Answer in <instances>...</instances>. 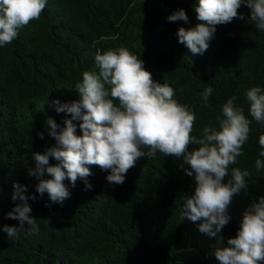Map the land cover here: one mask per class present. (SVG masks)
<instances>
[{
    "label": "trees",
    "instance_id": "16d2710c",
    "mask_svg": "<svg viewBox=\"0 0 264 264\" xmlns=\"http://www.w3.org/2000/svg\"><path fill=\"white\" fill-rule=\"evenodd\" d=\"M197 3L47 0L40 18L22 28L11 44L0 47V264H219L214 256L216 239L201 234L181 215L184 200L195 187L194 178L179 167L182 158L162 153L140 158L122 185L109 184L107 171L90 166L92 188L85 190L80 179L73 187L65 179L70 197L63 203L51 202L47 193L40 197L38 181L27 173L35 166L31 154L55 144L47 132V118L61 127L70 118L49 102L79 99L75 85L85 71H98L97 50L125 47L142 59L153 79L171 86L173 98L195 112L194 136L199 137L205 126L219 128L222 105L232 97L252 119L245 94L251 87L264 89V31L248 21L250 9L241 5L238 14L245 19L238 15L217 25L207 51L193 56L176 33L198 23ZM181 8L189 22L168 21ZM209 86L210 106L204 107L199 94ZM250 128L243 154L230 165L224 180L231 177L232 168L251 173L247 194L236 195L229 207L232 219L221 233L225 243L237 235L243 212L264 196V169L258 173L255 166L264 126L252 120ZM77 134H82L79 127ZM50 163L58 162L50 158ZM15 183L26 185L29 197H37L28 203L39 231L22 232L19 239L2 231L4 225L19 226L18 220L7 218L19 202L12 199Z\"/></svg>",
    "mask_w": 264,
    "mask_h": 264
},
{
    "label": "clouds",
    "instance_id": "9594fccd",
    "mask_svg": "<svg viewBox=\"0 0 264 264\" xmlns=\"http://www.w3.org/2000/svg\"><path fill=\"white\" fill-rule=\"evenodd\" d=\"M46 3L47 0H0V47L11 44L22 28L38 20ZM241 5L250 9L248 21L264 31V0H198L194 5L198 23L178 29L179 43L193 56L203 55L217 25L230 23L238 15L245 19L238 14ZM167 19L189 22L183 8ZM94 63L98 71H85L82 82L75 85L78 100L49 102L57 113H66L70 118L61 127L48 117L47 132L55 144L43 153L31 154L35 166H29L27 173L38 181L35 187L40 197L47 193L51 202L63 203L70 197L65 179L73 187L80 179L85 190L91 189L88 178L93 175L90 167L93 165L109 173L106 177L109 184L122 185L126 173L140 158H155L157 153L182 158L179 167L195 183L193 194L182 205V217L196 225L201 234L216 239L214 256L219 264H264V196L243 212L235 237L225 243L221 234L232 219L228 210L233 198L242 191L247 194L246 178L251 175L248 170L232 168L231 177L226 183L224 180L230 165L236 164L237 157L243 154L252 120L264 126V89L255 86L246 91L252 119L232 97L222 105V118L217 117L219 128L205 126L197 137L192 135L195 112L173 98L171 86L154 80L144 61L129 49L97 50ZM212 93L209 86L199 94L202 106H210ZM77 127L81 135L77 134ZM38 135L44 139L43 132ZM258 143L261 150L255 166L259 173L264 169V134L259 136ZM144 148L149 151H143ZM50 158L58 163L51 164ZM13 187L12 199L19 202L7 213V218L18 220L19 226L4 225L2 231L8 238L19 239L22 232L31 235L39 231L28 203L37 197L25 194L26 185L15 183Z\"/></svg>",
    "mask_w": 264,
    "mask_h": 264
}]
</instances>
